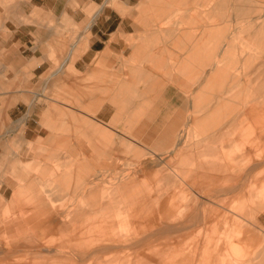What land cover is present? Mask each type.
Wrapping results in <instances>:
<instances>
[{"label":"rangeland","instance_id":"rangeland-1","mask_svg":"<svg viewBox=\"0 0 264 264\" xmlns=\"http://www.w3.org/2000/svg\"><path fill=\"white\" fill-rule=\"evenodd\" d=\"M223 3L211 15L221 0H139L133 22L149 31L135 33L129 49H109L106 59L118 55L120 62L97 63L77 96L65 90L48 97L55 103L48 107L65 112V119L44 126L51 138L33 134L27 140L24 127L10 137L9 126L0 125L6 152L0 195L10 201L11 187H30L47 203L42 212L31 194L21 193L9 205L0 204V264H200L197 243L205 249L208 241L233 238L241 239V247L221 250L210 263L205 254L206 264L239 258L241 264H264V42L251 38V20L264 13V0ZM105 5L115 7L104 2L94 9ZM246 8L250 12L244 14ZM148 52L154 61H143ZM95 85L111 96L91 89ZM211 138L206 150L203 141ZM183 139L185 145H177ZM63 173L70 174L66 182L60 181ZM106 188L113 192L108 206L101 198ZM213 188L235 191L210 197ZM167 193L177 194L178 203L196 199L216 208L207 213L214 225L203 228L192 215L190 224L155 223L168 206ZM123 216L126 221L108 222ZM50 218L54 223L42 236L41 229L31 233L25 225ZM78 227L83 230L74 239ZM186 234V244L177 248L174 242ZM162 245L158 263L153 252Z\"/></svg>","mask_w":264,"mask_h":264},{"label":"crops","instance_id":"crops-1","mask_svg":"<svg viewBox=\"0 0 264 264\" xmlns=\"http://www.w3.org/2000/svg\"><path fill=\"white\" fill-rule=\"evenodd\" d=\"M138 1L0 0V125L3 123V126H9L10 137L16 134L17 127H24L25 137H28L27 140L32 138L33 134L41 135V137L50 136V138L54 135L53 133L44 132V126H54V121L65 119V112L62 110L57 111L55 107H48L51 102L48 97L52 95L63 96L65 95V90H68L70 95L77 96L76 89L81 86L82 79H91L93 77L90 71L96 69L97 63H104L105 60V63L112 64L120 62L118 55L117 57L111 56L106 59L109 49L116 51L118 49L121 51L125 48L129 49V40L134 38L131 37L135 33L149 31V29H144V27L135 25L133 22L136 13L132 11V8L138 4ZM104 2H110L115 7L105 5L99 10L94 9V5ZM222 4H224L223 0H221V4H218L212 10L211 15L219 14ZM204 7L206 8L208 5ZM262 10L251 20L254 23V33L251 38L254 42H256V39V43L264 42V13H262ZM205 11L206 15L209 16V8H206ZM243 11H245L243 12L244 14L250 12V8L243 9ZM140 12L139 16L142 18L146 10L142 9ZM210 21L215 23L217 20ZM161 30L159 28L158 31L161 32ZM66 48L70 49L68 55L65 54ZM81 49H85V51L82 53ZM133 50L132 56L134 55ZM149 54V52L144 54L143 58L147 59L143 61H154L148 57ZM245 55L248 56V59L251 56L244 51V57ZM66 69L71 71H66ZM256 78H260V76H256ZM147 79H149L148 76L145 77V80ZM94 88H96V91L99 88L107 96L108 91L103 86L95 85L91 89ZM89 92L86 94H91ZM81 94L82 92L79 93L80 96ZM108 95L111 96V93L109 92ZM37 99H41L42 102L38 103ZM166 102L169 101L162 100V103ZM74 112L79 114L78 110ZM93 131H97L96 127L93 128ZM215 132V130H212L211 133L207 134L212 135ZM212 139H204L203 143L207 145L206 150L211 149V145L214 142ZM177 145H185L184 139L183 141L178 140ZM176 147L171 148L168 154L174 153V148ZM5 153L0 148V162L6 159ZM52 175L57 176L54 173ZM97 175L98 173L93 174V181L98 180ZM68 178H70V174L63 173L60 181L66 182L69 180ZM93 181L91 183H94ZM11 189L13 191L11 200L7 201L5 194H1L0 204L9 205L14 200L21 198V193H26L27 195L31 194V199L34 204L36 203L33 205L36 206L35 208H40L42 212L43 210L47 211V203L43 201V197L34 192L33 188L20 186L11 187ZM225 190L235 191V189L228 188H213L207 192V195L214 197L225 192ZM104 192L105 194L101 197L105 199L103 205H111L113 203V192H109L107 188ZM166 195L165 203L163 204L168 206H164L160 212L158 211L159 217L155 223L171 225L174 222H181V224H190L188 219L192 215L198 218L196 222H203V228L214 225L215 217L209 218L207 213L213 210L216 213V208L208 207L206 204L198 205V200L196 199L181 200L178 203L177 194L167 193ZM123 198L125 199L126 196ZM139 198L143 199L142 193L141 197H137V201H139ZM154 200L159 201V196L155 197ZM193 200H195L197 205L194 204L192 206ZM205 200L210 204H218L214 200ZM126 207H128V204H126ZM104 214H108V212ZM124 217H121L122 220L116 219V222L115 220L108 222L116 224L123 220L126 221L127 219H124ZM51 222L54 223L51 218L45 220L30 219L25 222V225L31 233L41 229L40 235L42 236L48 230V225ZM57 222L66 224L67 220H57ZM106 222L105 220L104 223ZM197 226H193L192 234H194ZM81 229L80 227L76 228L74 239L77 233L80 234ZM187 240L188 234L183 235L174 243L177 248L182 244L183 248ZM239 241L241 239L235 238L225 244H222L221 241H208L206 245L207 250H209L208 253L204 246L200 248V243H197L195 248L198 252H202L201 257L203 256L200 264H206L205 254H208V263H210L212 255H217L221 250L241 247V243L237 245ZM162 249H164L163 245L159 247L157 252H153V255L157 257L158 252H161ZM149 250L147 253H151ZM3 252L4 249L0 248V257ZM5 252L7 253V251ZM178 252L177 256L180 255ZM157 261L161 263V259H158V257ZM176 264L187 263L177 259ZM189 264L198 263L190 262ZM230 264H241V258L234 259Z\"/></svg>","mask_w":264,"mask_h":264},{"label":"bare ground","instance_id":"bare-ground-1","mask_svg":"<svg viewBox=\"0 0 264 264\" xmlns=\"http://www.w3.org/2000/svg\"><path fill=\"white\" fill-rule=\"evenodd\" d=\"M170 152V151H169ZM214 208V207H213ZM187 213V212H186ZM165 232V231H164ZM160 233V232H159Z\"/></svg>","mask_w":264,"mask_h":264}]
</instances>
